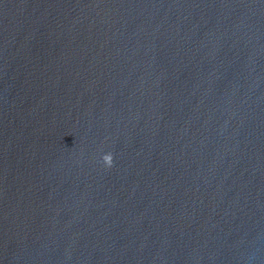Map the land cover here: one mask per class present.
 <instances>
[{
    "label": "water",
    "instance_id": "water-1",
    "mask_svg": "<svg viewBox=\"0 0 264 264\" xmlns=\"http://www.w3.org/2000/svg\"><path fill=\"white\" fill-rule=\"evenodd\" d=\"M0 264H264V0H0Z\"/></svg>",
    "mask_w": 264,
    "mask_h": 264
},
{
    "label": "clouds",
    "instance_id": "clouds-1",
    "mask_svg": "<svg viewBox=\"0 0 264 264\" xmlns=\"http://www.w3.org/2000/svg\"><path fill=\"white\" fill-rule=\"evenodd\" d=\"M102 162H103V164L106 167H108V168L112 167V165H113V156H112V154L108 153V154L103 155Z\"/></svg>",
    "mask_w": 264,
    "mask_h": 264
}]
</instances>
